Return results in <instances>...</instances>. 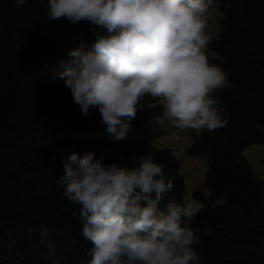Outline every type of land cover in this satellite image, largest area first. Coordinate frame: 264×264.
Segmentation results:
<instances>
[{
  "label": "trees",
  "instance_id": "obj_1",
  "mask_svg": "<svg viewBox=\"0 0 264 264\" xmlns=\"http://www.w3.org/2000/svg\"><path fill=\"white\" fill-rule=\"evenodd\" d=\"M227 2L209 43L217 54L210 61L227 73L228 85L214 93L226 123L191 134L187 151L206 156L207 168L192 191L202 208L190 227L199 264H264V180L242 154L264 143V0ZM47 5L0 0V264H90L92 245L73 215L79 205L58 184L62 160L73 152L98 158L108 150L105 165L130 168L151 156L174 184L161 208L183 200L178 158L150 142L163 106L145 96L121 139L107 131L98 108L83 115L59 74L70 52L93 51V29L103 30L85 20L49 21Z\"/></svg>",
  "mask_w": 264,
  "mask_h": 264
},
{
  "label": "clouds",
  "instance_id": "obj_2",
  "mask_svg": "<svg viewBox=\"0 0 264 264\" xmlns=\"http://www.w3.org/2000/svg\"><path fill=\"white\" fill-rule=\"evenodd\" d=\"M210 5L211 0H48L49 21L85 20L103 30L93 29V51L73 49L59 74L82 114L98 108L107 131L121 139L150 96L162 102L164 117L178 129L212 132L225 126L214 93L228 85L227 73L206 54ZM103 159L95 151L73 152L62 160L58 180L66 198L79 205L73 215L92 245L90 264H199L190 222L202 205L183 199L161 208L174 184L151 156H139L131 168L105 165Z\"/></svg>",
  "mask_w": 264,
  "mask_h": 264
},
{
  "label": "rangeland",
  "instance_id": "obj_3",
  "mask_svg": "<svg viewBox=\"0 0 264 264\" xmlns=\"http://www.w3.org/2000/svg\"><path fill=\"white\" fill-rule=\"evenodd\" d=\"M229 8L227 0H211L208 16L207 32L212 38L217 37L221 27V21L225 16V11ZM210 43V42H209ZM207 45V56L209 61L211 58H216V52L211 48L210 44ZM210 63H212L210 61ZM213 64V63H212ZM157 104L162 102L156 98ZM163 121V122H161ZM151 129L155 135L151 137L150 142L157 147H169L179 160V172L184 181L183 199L195 200L192 196L194 188L198 187L205 175L207 168V158L204 155L194 156L188 153L187 147L192 140L191 134H197V131L191 129H178L174 127L164 117L163 113L150 124ZM89 150H84L82 153ZM108 150L102 151L97 157H103ZM242 154L250 163L256 175L264 180V143H250L242 148ZM207 194V191L204 190Z\"/></svg>",
  "mask_w": 264,
  "mask_h": 264
}]
</instances>
